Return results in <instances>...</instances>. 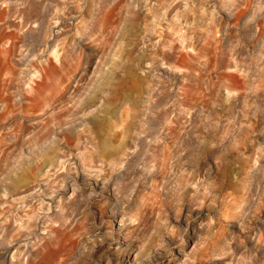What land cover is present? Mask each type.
Returning a JSON list of instances; mask_svg holds the SVG:
<instances>
[{"label":"rangeland","instance_id":"rangeland-1","mask_svg":"<svg viewBox=\"0 0 264 264\" xmlns=\"http://www.w3.org/2000/svg\"><path fill=\"white\" fill-rule=\"evenodd\" d=\"M0 133V264H264V0H0Z\"/></svg>","mask_w":264,"mask_h":264},{"label":"bare ground","instance_id":"bare-ground-1","mask_svg":"<svg viewBox=\"0 0 264 264\" xmlns=\"http://www.w3.org/2000/svg\"><path fill=\"white\" fill-rule=\"evenodd\" d=\"M21 111H22V110H21ZM21 111H20V112H21ZM5 113H6V115H7V112H5ZM8 113H9V112H8ZM9 114H10V113H9ZM12 115H13V114H11V115L9 116V119H10V117L12 118ZM1 117H2V115H1ZM4 118H5V117H4ZM5 120H6V119H5ZM1 121H2V120H1ZM6 133H7V132H6ZM0 134H1V133H0ZM1 142H2V140H1ZM0 145H1V143H0ZM2 147H3V146H2ZM3 148H4V147H3ZM2 150H3V149H2ZM3 152H4V151H3ZM2 154H3V153H2ZM0 155H1V154H0ZM0 157H1V156H0Z\"/></svg>","mask_w":264,"mask_h":264}]
</instances>
